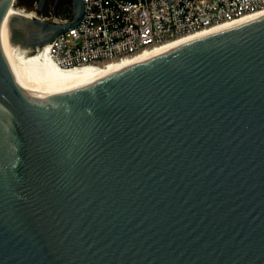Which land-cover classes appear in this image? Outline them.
<instances>
[{"label":"water","instance_id":"1","mask_svg":"<svg viewBox=\"0 0 264 264\" xmlns=\"http://www.w3.org/2000/svg\"><path fill=\"white\" fill-rule=\"evenodd\" d=\"M13 1L0 264H264V15L31 97L1 43ZM69 5L65 23L12 15L14 38L33 49L79 25L83 0Z\"/></svg>","mask_w":264,"mask_h":264},{"label":"built area","instance_id":"2","mask_svg":"<svg viewBox=\"0 0 264 264\" xmlns=\"http://www.w3.org/2000/svg\"><path fill=\"white\" fill-rule=\"evenodd\" d=\"M79 25L47 44L20 49L16 55L47 58L62 70L103 67L185 35L235 23L264 12V0H83ZM10 12L29 19L65 23L71 12H45L14 0Z\"/></svg>","mask_w":264,"mask_h":264},{"label":"bare ground","instance_id":"3","mask_svg":"<svg viewBox=\"0 0 264 264\" xmlns=\"http://www.w3.org/2000/svg\"><path fill=\"white\" fill-rule=\"evenodd\" d=\"M12 15L21 16L22 14H12V12H8L1 28V43L3 51L20 89L31 97H44L87 85L97 79L116 73L130 65L168 51L169 49L212 31L264 15V12L243 18L235 23L224 24L182 36L148 49L128 59L112 62L103 67L86 66L71 70L59 69L47 60V58L38 54L31 57L24 56L23 54L17 56L16 52L24 47L14 38V32L10 27V18Z\"/></svg>","mask_w":264,"mask_h":264},{"label":"flooded vegetation","instance_id":"4","mask_svg":"<svg viewBox=\"0 0 264 264\" xmlns=\"http://www.w3.org/2000/svg\"><path fill=\"white\" fill-rule=\"evenodd\" d=\"M21 3H23L26 7H33L35 3H38L39 0H19ZM69 3L70 0H43L42 2V12H45L50 6L54 7L56 9L60 6L62 2ZM18 37L21 36L20 32H16Z\"/></svg>","mask_w":264,"mask_h":264},{"label":"trees","instance_id":"5","mask_svg":"<svg viewBox=\"0 0 264 264\" xmlns=\"http://www.w3.org/2000/svg\"><path fill=\"white\" fill-rule=\"evenodd\" d=\"M19 4H20V5H24V4L21 3L20 1H19ZM56 11H57L58 13H60V14H64V13H66V12H71V7H70L69 3H66V2L63 1V2L60 4V6L56 8Z\"/></svg>","mask_w":264,"mask_h":264}]
</instances>
